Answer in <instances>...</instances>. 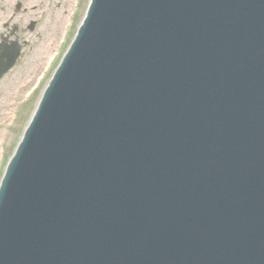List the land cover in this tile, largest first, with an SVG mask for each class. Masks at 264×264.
Returning <instances> with one entry per match:
<instances>
[{
	"label": "water",
	"instance_id": "1",
	"mask_svg": "<svg viewBox=\"0 0 264 264\" xmlns=\"http://www.w3.org/2000/svg\"><path fill=\"white\" fill-rule=\"evenodd\" d=\"M0 264H264V0H94L0 187Z\"/></svg>",
	"mask_w": 264,
	"mask_h": 264
},
{
	"label": "rangeland",
	"instance_id": "2",
	"mask_svg": "<svg viewBox=\"0 0 264 264\" xmlns=\"http://www.w3.org/2000/svg\"><path fill=\"white\" fill-rule=\"evenodd\" d=\"M84 10V8L81 10V12ZM83 15V14H82ZM66 18V15H65ZM81 19L80 13L78 15V20ZM76 22V23H77ZM54 29L52 25L48 26V33L43 35L42 37V45H46V42L48 41V35L49 33ZM65 25H62L61 28H59V33L61 34L60 39L63 41L66 36L65 31ZM64 33V34H63ZM67 38L70 40L71 35H67ZM60 43V41H59ZM58 43L57 47L60 45ZM69 43V42H68ZM38 44V43H37ZM36 44V45H37ZM65 50L64 46H62V49H58L53 52V54L48 58V60L44 63L43 70L41 74H39L35 85L31 87V89H28L25 93H21L20 91H25L23 87H19V83L22 82L21 80H27L32 82L35 77L38 75L33 70H29V65L31 63V59L34 54V50H32L31 55L28 57L29 60L24 62V58L21 59L20 64L18 65L16 69L15 75L12 74V79L17 81L14 83L11 82L9 89L7 91H1L0 92V162L3 163L5 160V156L2 155V150L5 147L4 154L11 153L14 150V145L16 144L18 137L20 135V130L24 128V126L27 123V119L30 116L31 112L33 111V108L36 107L37 102L40 98L41 88L44 85V82L47 77L50 76L52 70L57 66L59 59L61 57V52ZM48 70V71H47ZM46 73V75H45ZM43 77V80L41 82V78ZM40 84V87L37 88V84ZM11 102V103H8ZM22 104V105H21ZM25 104H29L30 109H22ZM21 109V111H19ZM9 125V126H8ZM4 139V141H3ZM4 143V146L1 147V144ZM1 176V174H0Z\"/></svg>",
	"mask_w": 264,
	"mask_h": 264
},
{
	"label": "flooded vegetation",
	"instance_id": "3",
	"mask_svg": "<svg viewBox=\"0 0 264 264\" xmlns=\"http://www.w3.org/2000/svg\"><path fill=\"white\" fill-rule=\"evenodd\" d=\"M62 4L63 0H0V43H4L0 50L8 54L17 47L18 59H28Z\"/></svg>",
	"mask_w": 264,
	"mask_h": 264
},
{
	"label": "bare ground",
	"instance_id": "4",
	"mask_svg": "<svg viewBox=\"0 0 264 264\" xmlns=\"http://www.w3.org/2000/svg\"><path fill=\"white\" fill-rule=\"evenodd\" d=\"M56 31H58V28H55ZM53 47V43H52V39L51 41L49 40V42L46 44V46H43L41 48L38 49V52L36 54V56L34 57V61H33V67L32 69L34 70V72H39L41 71L42 67H43V57L46 55V53L48 52L49 49H51ZM38 56V57H37ZM47 58V57H46ZM22 82L20 83L22 85V87H25V90H28L29 87H27L29 85V81L27 80H21Z\"/></svg>",
	"mask_w": 264,
	"mask_h": 264
}]
</instances>
